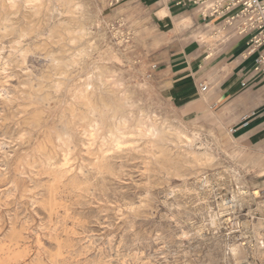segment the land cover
Listing matches in <instances>:
<instances>
[{"label":"rangeland","instance_id":"rangeland-1","mask_svg":"<svg viewBox=\"0 0 264 264\" xmlns=\"http://www.w3.org/2000/svg\"><path fill=\"white\" fill-rule=\"evenodd\" d=\"M8 2L0 0V264H261V162L202 91L173 103L159 88L151 51L165 40L148 15L108 0ZM89 77L94 102L131 101L129 133L123 145L101 144L77 126L75 146L59 150L58 115L83 108L73 96ZM28 92L55 106L30 104ZM142 108L157 114L165 138L133 133Z\"/></svg>","mask_w":264,"mask_h":264},{"label":"crops","instance_id":"crops-1","mask_svg":"<svg viewBox=\"0 0 264 264\" xmlns=\"http://www.w3.org/2000/svg\"><path fill=\"white\" fill-rule=\"evenodd\" d=\"M120 2L139 7L148 15L155 36L165 40L151 54L166 97L173 103H189L205 84L204 99L229 114L235 139L252 160L261 162L256 169H264V76L253 71L254 54L244 53L246 36L222 29L218 18H204L198 6L187 0ZM217 31L222 34L212 42L197 39ZM243 115H249L246 126L241 124ZM259 176L264 199V171Z\"/></svg>","mask_w":264,"mask_h":264},{"label":"bare ground","instance_id":"bare-ground-1","mask_svg":"<svg viewBox=\"0 0 264 264\" xmlns=\"http://www.w3.org/2000/svg\"><path fill=\"white\" fill-rule=\"evenodd\" d=\"M2 1V0H1ZM7 1V0H6ZM8 4H7V8L14 7L15 6V2H24L26 3L25 5L31 3L33 0H8ZM42 1V0H41ZM55 1V0H54ZM37 2V1H36ZM67 2V1H65ZM33 3V2H32ZM31 3V5H32ZM71 3V2H70ZM3 4V3H1ZM1 4H0V10L1 9ZM37 4V3H36ZM43 4V3H42ZM59 4V3H58ZM5 5V4H3ZM17 5V4H16ZM35 5V4H34ZM39 5V4H38ZM77 5V4H76ZM74 5V7L76 6ZM30 6V5H29ZM37 6V5H36ZM43 6V5H42ZM55 6V5H54ZM62 6V5H61ZM5 7V6H4ZM16 7V6H15ZM67 7V6H66ZM73 7V6H72ZM80 7V6H79ZM19 8V7H18ZM70 9V8H69ZM41 10V9H40ZM60 10V9H58ZM74 11V8L72 9ZM4 11V10H3ZM65 11V8H64ZM13 12V11H12ZM11 12V13H12ZM55 12V11H54ZM66 12V11H65ZM72 12V11H71ZM76 12V11H75ZM64 13V12H63ZM70 13V11H69ZM10 14V13H9ZM73 14V13H72ZM68 15V14H67ZM3 16V15H2ZM75 17V16H74ZM73 18V17H72ZM71 18V19H72ZM1 19V16H0ZM64 20V19H63ZM70 20V19H69ZM37 22V21H36ZM41 23V22H40ZM13 24V23H12ZM78 24V23H77ZM10 25V24H9ZM15 25V24H14ZM79 25V24H78ZM76 25V26H78ZM16 26V25H15ZM84 30V21L82 20V22L80 23L79 29L76 36H82L81 33H83ZM16 32V31H15ZM85 32V31H84ZM14 33V32H13ZM19 33V32H18ZM22 33V31H20V34ZM28 33V32H27ZM15 35V34H14ZM17 36V35H16ZM75 36V35H74ZM71 38V37H70ZM73 39V38H72ZM69 39V40H72ZM76 39V38H75ZM72 43V42H71ZM15 47V46H14ZM62 47V46H61ZM12 48V47H11ZM10 49V48H9ZM43 49V48H42ZM84 49V48H83ZM82 50V49H81ZM9 51V50H8ZM11 51V50H10ZM83 52V51H82ZM79 54V53H78ZM81 54V53H80ZM26 55V54H25ZM46 55V54H45ZM49 55V54H48ZM76 55V54H75ZM23 56V55H22ZM64 56V55H63ZM50 57V61L55 65L56 63L60 62L59 59H57L56 57L53 56H49ZM77 57V56H76ZM13 58V57H12ZM25 58V57H24ZM65 58V57H64ZM63 58V59H64ZM14 59V58H13ZM19 59V58H17ZM72 59V57H71ZM76 60V59H75ZM9 61V60H8ZM21 61V60H20ZM49 61V60H48ZM14 62V61H13ZM9 63V62H8ZM51 63V64H52ZM66 63V62H65ZM6 64V61H5ZM2 65V64H1ZM4 65V63H3ZM19 65V64H18ZM23 65V64H22ZM68 65V64H66ZM20 67V66H19ZM52 67V66H51ZM67 67V66H65ZM4 68V67H3ZM30 69V68H29ZM53 69V68H52ZM54 70V69H53ZM52 70V71H53ZM63 70V67H62ZM27 71V70H26ZM47 71V70H46ZM18 72V71H17ZM58 72V71H57ZM56 72V73H57ZM19 73V72H18ZM38 74V73H37ZM88 74V73H87ZM34 75V73H33ZM24 76V75H23ZM35 76V75H34ZM49 76V75H48ZM101 76V75H100ZM27 77V76H26ZM61 77V75H60ZM105 77V76H104ZM107 77V76H106ZM30 78V75H29ZM40 78V77H39ZM69 78V77H68ZM19 79V78H18ZM37 79V78H36ZM105 79V78H104ZM110 79V78H108ZM32 80V79H31ZM34 80V79H33ZM51 80V79H50ZM70 80V79H69ZM82 81V80H81ZM99 84H104L105 82L103 81L102 77H99ZM61 82V81H60ZM36 83V82H35ZM34 83V84H35ZM57 83V82H56ZM65 83V82H64ZM60 84V83H59ZM57 86V85H56ZM100 86V85H99ZM42 87V86H41ZM45 87V86H43ZM92 87L91 81H90V77L86 79V81L79 86V88L77 89L75 95L73 96V98H82L81 101L79 102L83 108L79 111H77L75 108H71V115L69 118L65 117L64 112L61 111L62 113H60L58 115V121H59V128L56 131L55 134V139L57 141V144L59 146V150H63V151H68V149L73 145V141H74V132L75 129L77 128V126H80L81 130L80 133L85 137L88 136L90 137V139L93 138H99L101 140V144H109L113 143L116 146H119L121 143V140L124 138V136L126 134L129 133V131L126 130V121L128 119L127 117V113H126V104H132L129 102V100L127 99V97H121V98H117L115 96V98L113 97L111 101H105V100H100L99 102H94L93 100H91V92L89 91ZM4 89V88H3ZM38 89V88H37ZM44 89V88H43ZM50 89V88H49ZM68 89V88H67ZM24 90V89H23ZM32 90V87H31ZM30 90V91H31ZM39 90V89H38ZM64 90V89H63ZM71 90V89H70ZM69 90V91H70ZM42 91V89L40 88V92ZM47 91V90H46ZM25 92V91H24ZM27 92V90H26ZM19 93V92H18ZM29 93V92H28ZM48 93V92H47ZM114 93V92H113ZM28 95V94H27ZM71 95V94H70ZM92 95V94H91ZM4 96V94H3ZM25 96V95H24ZM51 96V95H50ZM56 96V95H55ZM90 96V97H89ZM118 96V95H117ZM6 98V97H5ZM10 98V97H9ZM8 98V99H9ZM28 101L30 104L32 103H38L39 101L43 104H46L48 106V108H52L53 106H55V101H53L52 99H50V97H48V94L45 95H41L38 93H29L28 95ZM55 98V97H54ZM70 98V97H69ZM3 99V98H2ZM11 99V98H10ZM21 99H23V97H21ZM56 99V98H55ZM19 100V99H17ZM26 100V99H25ZM66 100V99H65ZM5 101V99H4ZM27 101V100H26ZM25 101V102H26ZM12 102V101H11ZM13 102H15V100H13ZM61 102V101H60ZM73 102V100H72ZM9 103V102H8ZM12 104V103H11ZM10 104V105H11ZM18 104V103H17ZM23 104V103H21ZM27 104V103H26ZM60 104V103H59ZM62 104V103H61ZM65 104V103H64ZM74 104V103H73ZM128 104V105H129ZM29 105V104H28ZM39 105V104H38ZM23 106V105H22ZM15 107V106H14ZM24 107V106H23ZM74 107V106H73ZM12 108V107H11ZM18 108V107H17ZM30 108V106H29ZM44 109V107H42ZM19 109V108H18ZM23 109V108H22ZM24 111V109H23ZM141 111V116L138 119L137 123L132 125L134 129L133 133L136 134H145L148 136H154L160 139H163L166 137V133L164 131V127H159V125H157V121H156V116L157 114H155L152 111H148L144 108L140 109ZM8 112V111H7ZM28 113V112H27ZM37 113V112H36ZM14 114V113H13ZM17 114V112H16ZM15 116V115H14ZM12 116V117H14ZM46 118V117H45ZM9 119V117L7 118ZM147 120V122H144L143 120ZM14 121V120H13ZM12 121V122H13ZM17 121V120H16ZM22 121V120H21ZM3 122V121H2ZM19 122V121H18ZM22 123V122H21ZM14 124V123H13ZM40 124V123H39ZM161 124V123H160ZM167 124V123H166ZM21 125V124H20ZM30 125V124H29ZM34 125V123H33ZM43 125V124H42ZM28 126V125H27ZM168 126V125H167ZM166 126V127H167ZM30 127V126H29ZM46 128V127H45ZM57 128V127H56ZM26 129V128H25ZM24 129V130H25ZM32 129V127H31ZM53 129V128H52ZM129 130V129H128ZM172 130V129H171ZM41 132V131H40ZM53 132V131H52ZM132 132V131H131ZM176 132V131H175ZM28 133V131H27ZM32 133V132H31ZM30 133V135H31ZM79 133V134H80ZM130 135V134H129ZM176 136H180L182 135L181 132H176L175 134ZM184 136V135H183ZM143 137V135H142ZM85 139V138H84ZM133 139V138H131ZM189 141V138H187ZM99 140V141H100ZM127 140V138H126ZM143 140V139H141ZM181 140V139H180ZM86 141V139H85ZM44 142V141H43ZM98 142V141H97ZM134 142V141H132ZM147 142V141H146ZM152 142V141H150ZM36 143V142H35ZM96 143V142H95ZM126 143V142H125ZM173 143V142H172ZM30 144V143H29ZM82 144V143H80ZM85 144V143H84ZM88 144V141H87ZM127 144V143H126ZM139 144V143H138ZM154 144V143H153ZM123 145V144H122ZM43 145H41L42 147ZM103 146V145H102ZM107 146V145H106ZM45 147V146H44ZM96 147V146H95ZM113 147V146H112ZM75 148V147H74ZM91 148V147H89ZM110 148V147H109ZM117 148V147H116ZM132 148V147H131ZM151 148V147H150ZM71 149V148H70ZM93 149V148H92ZM114 149V148H113ZM119 149V148H118ZM128 149V148H127ZM130 149V148H129ZM33 150V149H32ZM31 150V152H32ZM45 152L47 151L46 148H44ZM43 150V151H44ZM115 150V149H114ZM122 150V149H121ZM156 150H158L156 148ZM169 150V149H168ZM75 150H72V152ZM88 151V150H87ZM86 151V152H87ZM166 151V150H165ZM37 152V151H36ZM44 152V153H45ZM62 152V151H60ZM71 152V150H70ZM69 152V153H70ZM108 152V151H107ZM106 152V153H107ZM162 151H160L161 153ZM168 152V151H167ZM26 153V152H25ZM34 153V152H33ZM57 153V152H55ZM68 153V152H65ZM68 153V154H69ZM105 153V154H106ZM169 153V152H168ZM37 154V153H36ZM40 154V153H38ZM38 154L36 156H38ZM42 154V153H41ZM67 154V155H68ZM73 154V153H72ZM93 154V153H92ZM95 154V153H94ZM97 154V152H96ZM113 154V153H112ZM46 156L47 160H51L53 159V155L52 152L49 150L48 153L44 154ZM89 155V154H88ZM169 155V154H168ZM167 155V156H168ZM106 156V155H105ZM166 156V154L164 155ZM166 156V157H167ZM27 158V156H25ZM33 157V156H32ZM41 157V156H40ZM61 157V156H60ZM98 157V156H97ZM101 157V156H100ZM99 157V158H100ZM153 157V156H152ZM160 157V155H159ZM63 158V157H62ZM162 158V157H161ZM165 158V157H164ZM173 158V157H172ZM38 159V158H37ZM58 159V158H57ZM95 159V158H94ZM163 159V158H162ZM43 160V159H42ZM45 160V159H44ZM64 160V159H63ZM156 160V159H154ZM159 160V159H158ZM20 161V160H19ZM27 161V160H26ZM65 161V160H64ZM167 161V160H166ZM39 162V161H38ZM63 162V161H62ZM72 162V161H71ZM169 162V161H168ZM171 162V161H170ZM34 163V162H33ZM44 163V162H43ZM64 163V162H63ZM62 163V164H63ZM39 163H37L38 166ZM52 164H54L52 162ZM44 165V164H43ZM42 165V166H43ZM49 165V164H48ZM38 168V167H37ZM40 168V167H39ZM62 169V168H61ZM89 169V168H88ZM22 171V170H21ZM25 171V170H24ZM49 171V170H48ZM50 172V171H49ZM52 173V172H51ZM54 175V173H53ZM50 176V175H49ZM55 177V176H54ZM56 179V177H55ZM54 192V191H53ZM51 210V209H50ZM65 220V219H64ZM13 234V233H12ZM47 252V251H46ZM59 252V251H58ZM52 254V253H51ZM58 255V254H56ZM57 257V256H56ZM57 262V261H56Z\"/></svg>","mask_w":264,"mask_h":264},{"label":"built area","instance_id":"built-area-1","mask_svg":"<svg viewBox=\"0 0 264 264\" xmlns=\"http://www.w3.org/2000/svg\"><path fill=\"white\" fill-rule=\"evenodd\" d=\"M120 0H108L110 6ZM197 5L204 18H218L222 29H229L232 34L246 36L245 55L254 54L253 71L264 76V0H187ZM179 3V2H178ZM155 64H153V67ZM207 86L200 84V90ZM249 115L241 118L242 126L248 124ZM234 132V128H229ZM264 264V257L261 258Z\"/></svg>","mask_w":264,"mask_h":264}]
</instances>
